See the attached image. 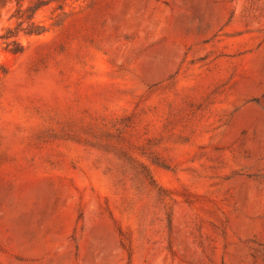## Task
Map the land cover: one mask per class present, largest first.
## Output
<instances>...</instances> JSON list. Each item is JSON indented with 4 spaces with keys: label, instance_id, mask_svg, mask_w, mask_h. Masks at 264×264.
Segmentation results:
<instances>
[{
    "label": "rangeland",
    "instance_id": "374dc122",
    "mask_svg": "<svg viewBox=\"0 0 264 264\" xmlns=\"http://www.w3.org/2000/svg\"><path fill=\"white\" fill-rule=\"evenodd\" d=\"M0 264H264V0H0Z\"/></svg>",
    "mask_w": 264,
    "mask_h": 264
}]
</instances>
